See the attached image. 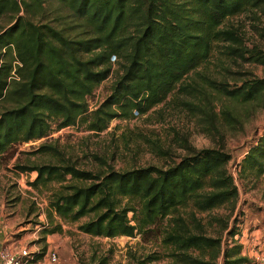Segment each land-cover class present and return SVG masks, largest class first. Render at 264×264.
Instances as JSON below:
<instances>
[{
  "label": "trees",
  "instance_id": "16d2710c",
  "mask_svg": "<svg viewBox=\"0 0 264 264\" xmlns=\"http://www.w3.org/2000/svg\"><path fill=\"white\" fill-rule=\"evenodd\" d=\"M240 15L264 17V0H0V18L7 19L0 30V165L10 161L13 146L72 126L97 135L112 120L146 114L175 95L203 135L222 139L225 130L239 131L253 110H264V78L249 74L228 83L199 69L214 52L218 65L264 68V52L246 47L241 30L228 24ZM258 36L264 39L263 29ZM111 76L106 97L89 110L87 100ZM55 143L33 152L55 163L13 167L35 173L33 188L57 186L48 217L77 223L79 233L95 238L157 236L168 264L250 263L239 246L221 251L220 238L202 224L200 215L233 210L237 199L225 168L230 157L221 149L194 151L183 140L186 155L165 169L117 171L97 157V166L81 168ZM238 169L264 176V135ZM41 254H30L29 262ZM157 259L149 255L136 264Z\"/></svg>",
  "mask_w": 264,
  "mask_h": 264
},
{
  "label": "rangeland",
  "instance_id": "374dc122",
  "mask_svg": "<svg viewBox=\"0 0 264 264\" xmlns=\"http://www.w3.org/2000/svg\"><path fill=\"white\" fill-rule=\"evenodd\" d=\"M228 24L241 30L246 47L256 46L264 52V39L258 36V30H264V17L253 20L250 15H240L229 19ZM6 27L7 19L1 17L0 30ZM213 55L216 58H211L199 69L200 72L228 83H232L233 78L245 79L249 74L264 78V68L229 61L218 65V56L215 52ZM115 68V65L112 66V70ZM111 82L112 76L101 83L87 100L89 110L106 97ZM175 97H169L164 104L146 114L132 112V119L128 121L112 120L107 129L97 135L72 126L50 132L39 143L30 141L31 145L11 147L6 152V158L10 157L12 150L13 158L0 165V233L4 232V239L7 240L2 247L12 245L15 251L25 249L29 254L42 252L28 264H52L48 259L51 254L56 256L54 264H95L99 258H105L107 264H136L149 255L158 259L146 264L170 263L157 236L146 235L143 239L138 235L133 238H95L79 233L77 223L68 224L54 216L48 217L49 195L57 186L49 184L33 188L28 184L34 180L35 173H22L20 178V173L13 167L15 164L55 163V160L33 152L44 142L56 141L55 146L62 156L81 168L89 164L97 166L93 158L97 157L117 171L148 166L165 169L186 155L187 151L181 143L185 140L188 148L194 151L221 149L230 157L225 168L237 190L233 210L223 206L200 216L202 224L206 225L207 235L220 238L221 251L239 246L241 256L250 260L247 264H255L254 257L261 252L264 254V176L254 178L244 175L239 173L238 168L248 149L264 135V110H253L239 131L225 130L222 139H217L203 135L195 120L175 101ZM142 136L159 146L162 153L153 151ZM224 223L226 228L221 230ZM54 226L59 230L42 237L44 230ZM92 256L95 262H91ZM217 263H221V257Z\"/></svg>",
  "mask_w": 264,
  "mask_h": 264
},
{
  "label": "built area",
  "instance_id": "2783aa9c",
  "mask_svg": "<svg viewBox=\"0 0 264 264\" xmlns=\"http://www.w3.org/2000/svg\"><path fill=\"white\" fill-rule=\"evenodd\" d=\"M43 141V139L36 140L34 143H39ZM30 144V142L24 143V145ZM31 145V144H30ZM22 173H20V178L22 177ZM50 263L54 264L56 262L55 254H51L48 257ZM31 260V255L25 250H17L13 251L7 248H3L0 250V264H28ZM255 264H264V254L261 252L257 256L254 257Z\"/></svg>",
  "mask_w": 264,
  "mask_h": 264
},
{
  "label": "crops",
  "instance_id": "0c3cea01",
  "mask_svg": "<svg viewBox=\"0 0 264 264\" xmlns=\"http://www.w3.org/2000/svg\"><path fill=\"white\" fill-rule=\"evenodd\" d=\"M6 234L3 232V233H0V250L1 249H3V247H2V244L3 243H6V239H4V236H5ZM4 248H7V249H10V250H13V251H15L14 250V248L12 247V245H10V246H7V247H4ZM20 250H22V249H20ZM31 264V263H30Z\"/></svg>",
  "mask_w": 264,
  "mask_h": 264
}]
</instances>
